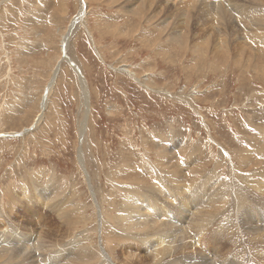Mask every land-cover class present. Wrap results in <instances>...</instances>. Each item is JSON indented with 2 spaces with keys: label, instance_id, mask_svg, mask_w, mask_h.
<instances>
[{
  "label": "rangeland",
  "instance_id": "1",
  "mask_svg": "<svg viewBox=\"0 0 264 264\" xmlns=\"http://www.w3.org/2000/svg\"><path fill=\"white\" fill-rule=\"evenodd\" d=\"M81 1L9 0L0 10V209L8 211L17 232L41 224L47 245L62 232L69 234L61 240L77 242L80 253L86 248L85 264H133L144 254L131 240L120 210L134 191L147 190L159 179L185 187L215 179L213 188L218 179L237 183L244 178L248 185L264 179V48L258 55L260 48L248 37L242 40V34L227 44L224 32V37L212 35L214 41L225 39L222 54L209 49L198 54L194 46L176 52L160 34L156 54L142 40L158 32L148 22L123 26L122 14L107 0H85L87 12L80 20ZM252 2L264 11V0ZM176 16L173 8L164 15L169 28L180 26ZM180 16V22L191 20ZM115 23L124 31L138 27L133 34L138 38L115 34ZM208 23L198 24L206 34L217 25L209 23V29ZM121 66L149 78L151 87L115 71ZM78 77L86 83V116ZM41 97L47 99L44 111L38 108ZM170 153L174 157L166 161ZM44 191L49 197L35 202V194ZM259 206L251 203L250 216ZM209 241V254L198 246L195 252L218 260L214 256L231 250L226 238ZM96 247L110 263L98 257Z\"/></svg>",
  "mask_w": 264,
  "mask_h": 264
},
{
  "label": "bare ground",
  "instance_id": "2",
  "mask_svg": "<svg viewBox=\"0 0 264 264\" xmlns=\"http://www.w3.org/2000/svg\"><path fill=\"white\" fill-rule=\"evenodd\" d=\"M8 1L9 0H0V10L3 9L4 5H6ZM107 1L115 3V8L122 14V19L124 21H121L124 22L123 26H130L135 21H138V24L141 25L144 24V21H146L149 23V27H151L154 31H158L156 35L152 34V36H150L149 38L146 37L142 39L144 42H146L145 44L149 45L153 49V51L156 52V54H160L159 52L161 51L156 46V44L161 40L159 38L160 34H164L165 37L169 38V41L174 44L175 48L173 46L172 48L176 49V52H185L186 50L190 49L189 46H194L195 49L193 50V52L198 54L205 55V52L208 49L211 51L214 50L216 53L222 54L223 45H226L224 40H227V44L231 40L235 42L238 39V34H242V40L248 37L249 43L256 45L260 48L259 50H256L257 53H259L258 55L263 52L261 49L264 48V11L262 12V10L250 6L251 4L253 5L255 3L252 2L255 0H212L213 2H209L206 0ZM81 2V8L79 9L77 15V18L79 19L82 15L85 16V13L87 12L86 1L82 0ZM172 8L176 11V14L178 15L176 16L178 18L176 19L179 23L178 25H180H177L178 28H174L172 26L169 28L167 24H165L167 23L168 16L170 15L168 14L167 19H165L166 17H164V15L167 14V12L170 11ZM180 15H190L191 20L180 22ZM233 18H235V21L233 20ZM73 20H75V18ZM205 22H209L210 24L212 23L215 25L217 24L218 26L216 25L212 31V29H210L209 27L212 28L213 25L210 26V24L208 23L207 28H209L210 30L206 34V28L205 30H201V27L199 28L198 25L200 23ZM182 23H191V26L188 27V25H185L186 27L183 28ZM236 23L238 24L237 26ZM122 28L123 27H120L115 23L113 32L115 34L127 32L129 34L131 33L130 35H133L138 29V27H132L124 31V29ZM239 31H241L242 33H239ZM214 34L216 36L221 37L225 36V39H223V41L222 39L220 41H217V39H215L214 41L212 37V35ZM229 35H234V39H232V37H230ZM60 37L62 38L61 46L64 50V48H67L65 46L66 35L62 34ZM137 38L138 37L136 36L135 39ZM211 42H213L214 44L211 45ZM166 56L168 57L169 55ZM60 61V58H58L54 68H57V66L59 67L58 64L60 63ZM56 70L57 69H55V72ZM115 71L125 74L126 76L130 77V79L134 80L135 82L144 87L150 86V81L148 80L149 78L142 79V77L138 76V74L131 68H123V66L117 68L115 67ZM78 80V85L80 86L82 92L81 110L84 111V114L86 116L89 111L87 96L88 93L85 94V91L87 90L85 86L86 83L83 79L79 77ZM42 99V103L39 102L38 108H41V111H44L47 105V99ZM85 127L86 119H84V122L81 123L79 127V134L81 137L84 135ZM28 129L29 128L23 129V131H27ZM23 131H21V133ZM162 156L165 155L163 154ZM173 157V154L170 153L167 158L166 156L164 158L167 161L168 158L171 159ZM251 172L253 174L255 173L253 172V170H251ZM260 176L263 177V175ZM214 180L215 179H198L194 181V183L190 181V185L185 187L184 185H175L172 181V183H170L165 179H159L154 181L151 186L147 185L150 187L149 189L146 188L147 190H143L140 193H136L134 191V194L126 198L125 206L122 210H120V216L121 219L128 226V230L131 231V240L134 244L136 243V246L138 248L140 247L144 254L143 258H140L139 260H137L138 258H135L133 264L262 263V261L264 260V179H252V181L254 182L249 180V185L247 184V181H245L244 178L235 179L237 180V183L230 182L229 180H227L228 183L226 181L220 183L218 179L213 188V185L210 182ZM141 186H146V183L143 181ZM199 186L202 187L196 189ZM44 190L48 189L44 188ZM48 197L49 194H47V191H44L42 194H39V196L35 194V202L38 203L40 199L44 201ZM63 198L61 200H63ZM203 198H206V205L203 201ZM239 201L242 202L240 206H238L237 203ZM57 202L59 201H56V203ZM252 202H256L260 205L259 207L263 208H259V212H254L250 216L249 211ZM43 204L44 202L42 203V205ZM73 207L74 205L71 208ZM118 209L119 208H117V210ZM7 212L8 211H6L4 208L0 209V264H85V259L82 258L81 254H84L86 248L81 250L80 253V250L77 249V242H73L71 239L66 242L62 241L61 236H63L64 232H62V235L60 234L61 236L58 237V239L60 238L59 240H61L64 245H60L61 241H59L58 239H52L53 242L47 245L44 241L47 237L45 234L46 232L41 233V224H38L36 227H31L28 233H25L24 230V233L17 232L18 228L12 223L14 221L10 219V215ZM57 212H59L58 209ZM97 212H99L98 209ZM176 213H178V215H176ZM97 217V227L100 228L101 221L99 213L97 214ZM61 220L58 219V222L61 223ZM234 220L237 222V224L234 222ZM253 220L255 221V223L253 222ZM63 226H65V224ZM37 227L38 229H40L39 233L38 231L36 232ZM59 227L61 226H58V228ZM57 230L59 231V229ZM76 233L78 234L79 232ZM80 234L82 233H79L78 235ZM64 236L63 239L65 238ZM208 236L210 237L211 243H213V241H216L217 238H226L230 246L229 248L231 249L230 252L226 253L222 257L214 256L218 260H215L205 254H199L195 252L194 246H198L199 248H202L203 251L207 252V254H209V250H207V248L210 246ZM89 243V247L92 248V241L90 242L89 240L87 244ZM96 251L98 252V257L100 256L103 261L110 263L108 262L110 261L109 257L107 256V254H105V252H103L104 250L102 251L100 249L99 252L96 247Z\"/></svg>",
  "mask_w": 264,
  "mask_h": 264
}]
</instances>
